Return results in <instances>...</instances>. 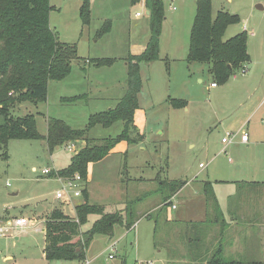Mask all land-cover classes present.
I'll use <instances>...</instances> for the list:
<instances>
[{"label": "rangeland", "instance_id": "1", "mask_svg": "<svg viewBox=\"0 0 264 264\" xmlns=\"http://www.w3.org/2000/svg\"><path fill=\"white\" fill-rule=\"evenodd\" d=\"M162 2L158 59L139 66L141 89L134 124L142 140L115 146L103 160L89 165L83 181L90 204L103 206L105 213L123 212L127 207L133 228L125 231L116 227L114 240L121 234L123 237L113 247L108 237H95L87 256L93 258L91 264H204L226 222L230 228L223 258L233 264H264V0H211L213 17L218 11L239 17L237 24L227 27L222 40L245 31L250 61L247 73L236 72L215 88L210 87V64H187L185 60L195 0ZM49 4L54 7L50 29L59 42L76 46V57L71 60L67 78L49 82L45 103L18 104L12 112L14 117L34 115L42 136L49 118L83 129L90 115L113 108L127 90L125 64L133 52L132 45L149 37L148 16L130 0H91L86 26L79 18V0H49ZM107 22L108 33L98 37ZM98 59L112 62L95 66ZM75 96L80 98L65 100ZM168 98L183 99L187 105L173 109L166 103ZM122 128L121 122L108 128L95 126L88 138L96 142L113 138ZM227 133L234 137L223 145L221 138ZM242 133L247 134V143L241 142ZM83 145L77 142V150ZM7 151L8 159L0 158V203L21 204L9 211L23 218L32 214L33 207L42 210L53 205L52 198L62 183L56 178H42L41 171L66 168L74 154L63 146L50 152L44 139L11 140ZM178 181L190 183L173 196L174 210L172 204L167 205L169 199L167 204L163 199L169 194L168 184ZM205 183L211 184L208 191ZM17 190L18 195L10 196ZM214 195L221 208L229 202L251 204L253 209L256 204L257 210L261 205L263 212L257 214V221L262 223H250L239 207L221 211ZM81 203L80 196L71 204L76 207ZM253 209L248 212L253 214ZM94 219L90 216L81 232L90 228ZM166 229L173 231L170 237ZM41 241V234L28 233L21 235L17 246L26 242L24 246L34 253ZM167 243L176 248L175 255L163 248ZM38 256L37 250L34 257ZM32 264L41 262L33 260Z\"/></svg>", "mask_w": 264, "mask_h": 264}, {"label": "trees", "instance_id": "2", "mask_svg": "<svg viewBox=\"0 0 264 264\" xmlns=\"http://www.w3.org/2000/svg\"><path fill=\"white\" fill-rule=\"evenodd\" d=\"M79 18L82 25L90 22V0H79ZM140 0H130L136 5ZM149 15V39L145 50L127 58V90L118 103L106 111L88 117L83 129H72L60 119L47 120L46 135L39 134L32 114L14 117L16 105H38L47 99L50 81L59 82L71 71V60L76 57V46L58 41L49 27V0H0V158L8 159V143L11 140L44 139L50 152L68 142H83L84 145L71 157L70 164L59 171L58 177L79 174L85 182L89 165L103 160L120 143L136 144L142 140L134 124L139 109L138 94L141 89L140 64L158 59V37L164 19L162 0H144ZM239 17L227 11H218L212 16L211 0H195V16L190 29L185 60L187 64H210L209 73L215 85H224L236 72L245 74L249 63L247 34L245 31L223 41L228 26L237 24ZM109 23L99 30L98 37L108 33ZM110 60H94L95 66L109 64ZM80 96L65 98L75 101ZM166 103L173 109L185 108L183 99L168 98ZM121 122L122 131L113 138L96 142L88 138L95 126L108 128ZM51 176H55L53 173ZM185 181L168 184L169 194L164 204ZM210 183H205L208 191ZM83 202L75 207V219L64 215L56 208L46 216L44 228V256L46 261L85 260V252L96 235L112 237L115 226L130 230L133 216L126 207L123 212L105 213L103 206L90 204L87 189L82 191ZM90 216L97 220L89 229L81 232ZM204 264H233L223 258L219 247Z\"/></svg>", "mask_w": 264, "mask_h": 264}, {"label": "crops", "instance_id": "3", "mask_svg": "<svg viewBox=\"0 0 264 264\" xmlns=\"http://www.w3.org/2000/svg\"><path fill=\"white\" fill-rule=\"evenodd\" d=\"M136 5L140 8L141 11H145V15L148 16L147 15L148 11L145 9V6H144V0H140ZM90 8H91V0H90ZM261 8H263V7H261ZM53 9H54V7H52V10ZM50 13H51V11H50ZM50 13H49V16H50ZM139 15H140V12H136V16H139ZM250 35H252V34H250ZM148 39H149V37H148ZM148 39L145 42H143V41L140 42V44H138V45H132L133 52L130 55L136 56V55L141 54L145 50L146 44L148 42ZM246 65H245V69L248 72V69H247ZM125 66L127 67L126 64H125ZM210 85H211V83H210ZM215 87H213V88H215ZM48 90L49 89H48V86H47V97H48ZM199 165H201V164H199ZM200 168H202V167H200ZM33 170H34V168H33ZM59 170H61V169H59ZM59 170H53V172L57 173V171H59ZM51 175L52 174H50V176H48V177L49 178H56V177L51 176ZM41 177H42V175H41ZM42 178H45V177L43 176ZM189 183H190V181H186L185 185H183L174 195L179 194L181 191H183V189H185L189 185ZM84 188H86L85 185H84ZM57 190H59V189L57 188L56 191ZM18 193H19V191L17 190L15 192L11 193L10 196H16V195H18ZM174 195H172V197L169 199L168 204H167V201H166L165 204L171 205L172 204L171 203L172 202V198H173ZM52 199H53L54 204L51 205L50 207L49 206L48 207L44 206L42 208V210H38L36 207H33V209L30 208L32 214L26 217L27 220L29 221V224H28V227L25 229L24 232H21V233L13 232V233H10V234L6 235L5 237H0V239H5L4 241L1 240L2 242L0 241V264H32L33 260H39L41 262V264H51V263H53V264H63L64 262L65 263L68 262V261H52V262H49V261H46L45 256H44V251H43L44 250V246H45V243H44V232H45V228L44 227L45 226H44V224H45L46 216H48L49 213H51L54 209L58 208V209H60V211L64 215H66L70 219H75V206H73V204H71L73 200H71L70 202L69 201H65V200H63V202L62 201L58 202V201H56V199L54 197ZM217 199L218 198L214 195L213 196V200L216 201V203L218 202L216 207L218 209H220L221 211L225 212L226 210L229 211V209H231V208L235 209L236 207H239V208L244 209V212H246L247 216L250 218V220H249L250 223H252L253 225H257V224L260 225L262 223V220L257 221V218H258L257 214L261 215L262 212H263V208H262L261 205L259 206V209L257 210L256 204L254 205V209H253V206L251 204H247V205H245V204L244 205H233L231 202H229V203H227L225 208H221L220 203H219V199H218V201H217ZM88 201H89V194H88ZM67 202L69 204H67ZM82 202H83V197H82ZM17 205H21V204H16V203H11V202H9V203H7V202L0 203V212H2L0 214V219H10V218H13V217H19V215H12L10 213V211H9L11 209V207H16ZM71 206H72V208H71ZM21 207L23 208L24 205L21 206ZM171 208L174 209V210L177 209L176 205H173V204L171 205ZM252 209H253V214H250L248 211H250ZM94 218H95L94 221H96L97 217L94 216ZM88 223H89V220H88ZM92 223H91V225H92ZM215 223L217 225V220L215 221ZM223 224H225V226ZM223 224L221 225V229L219 230L218 236L216 237L217 240L214 241V246L216 245L215 249H214L213 245L209 249L210 252H211L210 255H212L219 247L222 250V255L223 256L226 254V251L228 250V246H226L225 242H226V234H227V232H228V230L230 228V225L228 223H226V222L223 223ZM116 227H119V226H115L114 229ZM121 229H124V228L121 227ZM115 231H116V229H115ZM115 231H113V236L112 237H108V244L110 243L109 246H111V247L115 246L116 243H119V241H121L122 240L121 238L123 237V234H121L119 240H114L115 239V233H114ZM125 231H128V230L125 229ZM28 233H33V234L39 233L42 236V241H41L42 245L40 247L36 246L37 249H36V251H34V253L29 250L28 245L24 246V244L26 242L21 243L20 246H17V244L20 241L21 235L25 236ZM165 233H166V236L170 237L173 234V231L172 230L169 231V230L166 229ZM97 236H102V235H96L95 237H97ZM104 237H106V236H104ZM94 238H93V240H95ZM8 239H10V240L8 241ZM93 240L90 242V244H89V246H88V248H87V250L85 252V263L84 264H91L92 261H93V258H88V256H87V253H89V248H90ZM111 240H112V242H110ZM10 242H11V245H10ZM163 248L165 250H167L168 252H170V255H175L176 248L173 247L172 244H171V247L169 246L168 243L164 244ZM17 249H20L19 253L15 252V250H17ZM37 250L39 252V256L38 257H34L37 254ZM110 255L111 254H109V256ZM191 262L192 261H188L189 264Z\"/></svg>", "mask_w": 264, "mask_h": 264}, {"label": "built area", "instance_id": "4", "mask_svg": "<svg viewBox=\"0 0 264 264\" xmlns=\"http://www.w3.org/2000/svg\"><path fill=\"white\" fill-rule=\"evenodd\" d=\"M235 74L233 75V77ZM216 85L211 83L210 87H215ZM234 136L231 134H225L221 138V144L226 145L231 142L232 138ZM240 140L242 143H246L248 141V136L246 133H242ZM64 150L68 153H73L74 155L78 152L76 143L74 142H68L63 145ZM73 155V156H74ZM199 167H204L202 164L199 165ZM55 174L56 172H53V169L51 168H45L41 171V175L46 177L50 176V174ZM56 179L62 183V186L60 190H58L55 193V199L56 200H65V201H71L74 198L80 197L82 195V191L84 189V182L83 179L79 174H74L71 177H58L55 176ZM29 221L27 218L23 217H13L10 219H0V237H5L6 235L13 233V232H24L25 229L28 227ZM109 258H112L110 255Z\"/></svg>", "mask_w": 264, "mask_h": 264}, {"label": "water", "instance_id": "5", "mask_svg": "<svg viewBox=\"0 0 264 264\" xmlns=\"http://www.w3.org/2000/svg\"><path fill=\"white\" fill-rule=\"evenodd\" d=\"M257 7H259V6H257ZM147 15H149V13L147 12Z\"/></svg>", "mask_w": 264, "mask_h": 264}]
</instances>
